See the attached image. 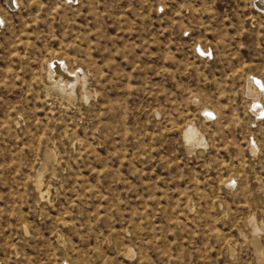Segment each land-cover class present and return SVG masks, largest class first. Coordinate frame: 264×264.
Returning <instances> with one entry per match:
<instances>
[{
    "label": "rangeland",
    "instance_id": "rangeland-1",
    "mask_svg": "<svg viewBox=\"0 0 264 264\" xmlns=\"http://www.w3.org/2000/svg\"><path fill=\"white\" fill-rule=\"evenodd\" d=\"M0 264H264L256 0H0Z\"/></svg>",
    "mask_w": 264,
    "mask_h": 264
},
{
    "label": "bare ground",
    "instance_id": "bare-ground-1",
    "mask_svg": "<svg viewBox=\"0 0 264 264\" xmlns=\"http://www.w3.org/2000/svg\"><path fill=\"white\" fill-rule=\"evenodd\" d=\"M257 6L264 9V0H256Z\"/></svg>",
    "mask_w": 264,
    "mask_h": 264
}]
</instances>
